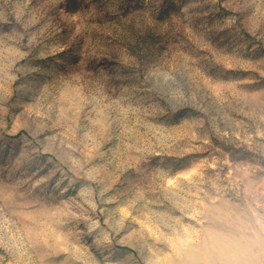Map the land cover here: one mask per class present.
Returning a JSON list of instances; mask_svg holds the SVG:
<instances>
[{"label": "rangeland", "instance_id": "374dc122", "mask_svg": "<svg viewBox=\"0 0 264 264\" xmlns=\"http://www.w3.org/2000/svg\"><path fill=\"white\" fill-rule=\"evenodd\" d=\"M0 264H264V0H0Z\"/></svg>", "mask_w": 264, "mask_h": 264}]
</instances>
